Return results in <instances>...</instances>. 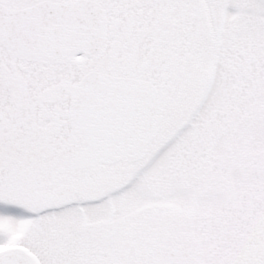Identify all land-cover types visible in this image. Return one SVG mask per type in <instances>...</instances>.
Wrapping results in <instances>:
<instances>
[{"label": "snow or ice", "instance_id": "6c2138e0", "mask_svg": "<svg viewBox=\"0 0 264 264\" xmlns=\"http://www.w3.org/2000/svg\"><path fill=\"white\" fill-rule=\"evenodd\" d=\"M0 264H264V0H0Z\"/></svg>", "mask_w": 264, "mask_h": 264}]
</instances>
